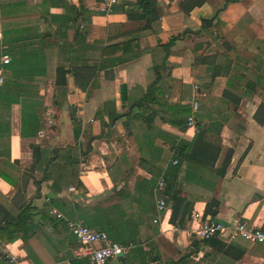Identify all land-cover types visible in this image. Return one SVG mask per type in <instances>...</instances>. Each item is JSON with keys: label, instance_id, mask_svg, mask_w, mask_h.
<instances>
[{"label": "crops", "instance_id": "crops-1", "mask_svg": "<svg viewBox=\"0 0 264 264\" xmlns=\"http://www.w3.org/2000/svg\"><path fill=\"white\" fill-rule=\"evenodd\" d=\"M104 1L0 0V225L34 209L31 238L1 241L0 264H90L69 221L135 244L108 264H264V246L199 241L191 220L264 232V125L254 119L264 104V1L201 0L186 12V0H156L162 17L142 31L130 14L137 0H117L111 14ZM131 38L138 57L101 68L103 48ZM157 76L160 103L142 117ZM192 101L195 125L173 124L165 102ZM201 132L204 168L185 160ZM161 178L180 199L173 223Z\"/></svg>", "mask_w": 264, "mask_h": 264}, {"label": "trees", "instance_id": "trees-1", "mask_svg": "<svg viewBox=\"0 0 264 264\" xmlns=\"http://www.w3.org/2000/svg\"><path fill=\"white\" fill-rule=\"evenodd\" d=\"M264 1V0H263ZM203 1L201 0H186L185 4L183 5V9L186 12H189L192 8L200 7L202 6ZM130 14L133 16L134 20L136 22H139L140 27L138 28L139 31L150 29L152 25L159 21L162 17V10L158 6L156 0H137L136 4H134L133 9L130 11ZM213 19H204L202 20V29H207L211 26L213 23ZM82 36V32L81 35ZM175 39H171L170 42L164 46V48L167 50L171 45L173 44V41ZM138 46H137V39L131 38L130 40L120 43V44H112L105 46L102 50L101 54V68L110 66L114 67L119 64H124L132 59H135L138 57L137 54ZM160 80L159 76H157L155 82L150 86L148 90V94L142 101L140 102V106H144V110H142L139 115L144 116L147 107H149L150 103L159 102L160 103V89L158 87H155L157 85L158 81ZM165 111L172 116L175 120L171 122L177 126L184 125V119L190 115L191 109L187 106L182 105H169L165 102ZM152 109L148 112L146 115L148 119H151ZM154 112V111H153ZM121 116H115V119L117 120ZM254 119L256 122H258L260 125H264V104H260L258 107ZM179 120V121H178ZM206 133L201 132L195 139L193 143V149L191 150L189 154L185 155V160L191 164H196L202 168L207 167V159L205 158L207 155L208 145L207 141H205ZM199 140H202L205 142V144L198 145L197 152L195 151L196 145L199 143ZM200 146V147H199ZM193 151H195V154H193ZM220 149L219 147L216 148L215 153L212 155L213 163L215 162L218 153ZM34 159L37 160L39 158V150L37 148L34 149ZM209 165V164H208ZM212 165H210L211 167ZM225 168V167H224ZM165 195H168L171 200H174L175 206L172 208V216H171V222L173 223L175 221V218L177 216L178 211V204L180 202V199L175 197L174 194H172V186L169 183H166ZM177 201V202H175ZM34 209L27 205L26 207H23L18 214V216L15 219H10L9 217L6 219L5 223L3 225H0V240L2 242L7 243H13L16 241H21L23 243H26L32 236V232H30L28 224L32 220ZM105 232V231H104ZM108 234L109 232L106 231ZM109 235V234H108ZM222 244V243H221Z\"/></svg>", "mask_w": 264, "mask_h": 264}, {"label": "built area", "instance_id": "built-area-1", "mask_svg": "<svg viewBox=\"0 0 264 264\" xmlns=\"http://www.w3.org/2000/svg\"><path fill=\"white\" fill-rule=\"evenodd\" d=\"M117 0H105L102 4L101 11L105 14H111L113 7L117 4ZM10 58L6 55L1 57L2 64H8ZM3 84V78L0 76V85ZM191 113L187 117V126L195 125V114L199 107L197 102H190ZM177 162H174L176 164ZM165 190V180L159 179L157 183V191L163 193ZM158 213H163L166 209V202L160 199L157 202ZM50 214L55 211L50 210ZM192 222L195 223V238L199 241H209L211 239H219L225 243H230L236 239H242L250 244L264 246V232L260 229L249 227L245 222L237 221L231 224H225L214 219H205L199 213L192 216ZM158 220H154L157 223ZM68 230L76 238L80 244L79 253L86 256L90 264H108L109 260L117 257L129 247H135V244L127 246L115 242L111 237L103 231H96L80 222H68ZM2 242L0 240V253H2ZM10 263H14V259H9Z\"/></svg>", "mask_w": 264, "mask_h": 264}]
</instances>
